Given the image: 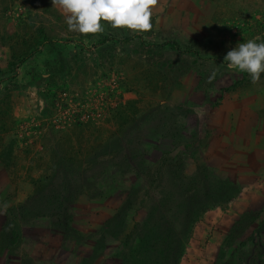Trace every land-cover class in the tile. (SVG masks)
<instances>
[{
	"label": "rangeland",
	"instance_id": "rangeland-1",
	"mask_svg": "<svg viewBox=\"0 0 264 264\" xmlns=\"http://www.w3.org/2000/svg\"><path fill=\"white\" fill-rule=\"evenodd\" d=\"M191 10L83 35L0 0V264H264V74L224 62L264 0Z\"/></svg>",
	"mask_w": 264,
	"mask_h": 264
},
{
	"label": "clouds",
	"instance_id": "clouds-1",
	"mask_svg": "<svg viewBox=\"0 0 264 264\" xmlns=\"http://www.w3.org/2000/svg\"><path fill=\"white\" fill-rule=\"evenodd\" d=\"M157 3L158 0H52L67 14L68 30L83 35L102 33V21L114 29L148 32L153 27L152 10ZM225 61L229 68L247 73L256 83L264 74V42L249 39L237 43L226 53Z\"/></svg>",
	"mask_w": 264,
	"mask_h": 264
},
{
	"label": "crops",
	"instance_id": "crops-1",
	"mask_svg": "<svg viewBox=\"0 0 264 264\" xmlns=\"http://www.w3.org/2000/svg\"><path fill=\"white\" fill-rule=\"evenodd\" d=\"M206 0H158L156 6L152 10V18L159 28L171 29L183 27V22L191 21V6H194L198 2H205ZM196 11V10H194ZM195 13V12H194ZM190 28L189 25H186ZM253 153H251L252 155ZM44 246V245H43ZM27 254V258L29 257ZM40 257H37L36 261H39ZM20 264H23V258L19 259Z\"/></svg>",
	"mask_w": 264,
	"mask_h": 264
},
{
	"label": "trees",
	"instance_id": "trees-1",
	"mask_svg": "<svg viewBox=\"0 0 264 264\" xmlns=\"http://www.w3.org/2000/svg\"><path fill=\"white\" fill-rule=\"evenodd\" d=\"M28 31L31 32V31H32V28H29ZM12 38H13V37H12ZM3 39H5V38H2V40H3ZM5 40H6V39H5ZM46 40H47L46 38H45V40H44V38H43V40H42V41H39L37 44H43L44 41H45V43H46ZM10 41H13V40H10ZM173 45H174V44H173ZM175 46L177 47V45H175ZM13 47H14V45H11V48H12V49H14ZM214 205H215V204H214ZM169 236H171L173 239H175V235H173L172 233H171ZM139 237H140V236H139ZM164 241H165V242H168V241L170 242V241H171V243L174 242V241H172L171 239L169 240L168 238H166ZM172 252H173V251H172ZM175 255H176V253L171 254L170 256L173 257V256H175Z\"/></svg>",
	"mask_w": 264,
	"mask_h": 264
}]
</instances>
